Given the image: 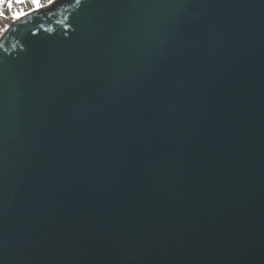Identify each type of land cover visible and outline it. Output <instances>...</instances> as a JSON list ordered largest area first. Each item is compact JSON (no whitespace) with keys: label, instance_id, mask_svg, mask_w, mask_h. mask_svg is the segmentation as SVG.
<instances>
[{"label":"water","instance_id":"obj_1","mask_svg":"<svg viewBox=\"0 0 264 264\" xmlns=\"http://www.w3.org/2000/svg\"><path fill=\"white\" fill-rule=\"evenodd\" d=\"M0 264H264V0H53L14 19Z\"/></svg>","mask_w":264,"mask_h":264},{"label":"rangeland","instance_id":"obj_2","mask_svg":"<svg viewBox=\"0 0 264 264\" xmlns=\"http://www.w3.org/2000/svg\"><path fill=\"white\" fill-rule=\"evenodd\" d=\"M51 1L53 0H23V3H14L12 7H9L8 3L0 0V36L14 19L38 8L46 7Z\"/></svg>","mask_w":264,"mask_h":264},{"label":"snow or ice","instance_id":"obj_3","mask_svg":"<svg viewBox=\"0 0 264 264\" xmlns=\"http://www.w3.org/2000/svg\"><path fill=\"white\" fill-rule=\"evenodd\" d=\"M4 3H8L9 7H12L14 3H23V0H4Z\"/></svg>","mask_w":264,"mask_h":264}]
</instances>
